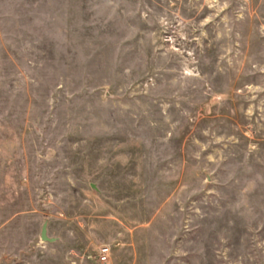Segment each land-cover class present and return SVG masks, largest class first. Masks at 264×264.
<instances>
[{
    "label": "rangeland",
    "instance_id": "rangeland-1",
    "mask_svg": "<svg viewBox=\"0 0 264 264\" xmlns=\"http://www.w3.org/2000/svg\"><path fill=\"white\" fill-rule=\"evenodd\" d=\"M104 247L264 264V0H0V264Z\"/></svg>",
    "mask_w": 264,
    "mask_h": 264
},
{
    "label": "built area",
    "instance_id": "built-area-1",
    "mask_svg": "<svg viewBox=\"0 0 264 264\" xmlns=\"http://www.w3.org/2000/svg\"><path fill=\"white\" fill-rule=\"evenodd\" d=\"M110 257V248L104 247L101 249L98 257L99 264H108Z\"/></svg>",
    "mask_w": 264,
    "mask_h": 264
},
{
    "label": "water",
    "instance_id": "water-1",
    "mask_svg": "<svg viewBox=\"0 0 264 264\" xmlns=\"http://www.w3.org/2000/svg\"><path fill=\"white\" fill-rule=\"evenodd\" d=\"M42 237L45 241H53V239H48L47 237V223L44 225Z\"/></svg>",
    "mask_w": 264,
    "mask_h": 264
}]
</instances>
